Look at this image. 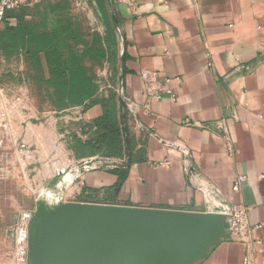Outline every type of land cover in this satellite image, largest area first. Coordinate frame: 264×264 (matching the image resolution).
Wrapping results in <instances>:
<instances>
[{
    "label": "crops",
    "instance_id": "crops-1",
    "mask_svg": "<svg viewBox=\"0 0 264 264\" xmlns=\"http://www.w3.org/2000/svg\"><path fill=\"white\" fill-rule=\"evenodd\" d=\"M107 1L98 49L116 62L88 73L98 92L126 102L131 156L120 159L123 180L82 171L84 189L104 195L102 204L227 219L245 209L246 234L225 225L196 264H264V0ZM65 7L37 0L9 24L26 14L42 35L40 18ZM87 113L94 120L103 110Z\"/></svg>",
    "mask_w": 264,
    "mask_h": 264
},
{
    "label": "rangeland",
    "instance_id": "rangeland-1",
    "mask_svg": "<svg viewBox=\"0 0 264 264\" xmlns=\"http://www.w3.org/2000/svg\"><path fill=\"white\" fill-rule=\"evenodd\" d=\"M45 1L66 6L38 22L45 34H60L56 58L27 57L10 51L8 44L0 45V264H20L16 232L21 227L28 232L23 264H33L31 224L38 220L40 202L48 210L66 202H85L88 197L107 203L98 191L84 189L82 171L117 170L124 165L120 159L101 155L82 157L85 150L76 146L73 136L84 142L95 139L89 127L93 119L86 118L91 107L70 104L54 73L57 67L71 70L77 64L87 73L94 72L116 62L98 49H103L100 30L106 25L108 1ZM116 93L121 103V94ZM72 170L79 171L78 177L66 179ZM91 178L92 174L86 181ZM228 222L226 218L225 225Z\"/></svg>",
    "mask_w": 264,
    "mask_h": 264
},
{
    "label": "water",
    "instance_id": "water-1",
    "mask_svg": "<svg viewBox=\"0 0 264 264\" xmlns=\"http://www.w3.org/2000/svg\"><path fill=\"white\" fill-rule=\"evenodd\" d=\"M121 104L127 107L123 98ZM225 219L219 212L95 202L48 210L40 202L30 257L33 264H196L226 236Z\"/></svg>",
    "mask_w": 264,
    "mask_h": 264
},
{
    "label": "trees",
    "instance_id": "trees-1",
    "mask_svg": "<svg viewBox=\"0 0 264 264\" xmlns=\"http://www.w3.org/2000/svg\"><path fill=\"white\" fill-rule=\"evenodd\" d=\"M21 9V10H20ZM8 12L0 25V45L8 44L12 52L25 53L27 57H40L42 60L49 61L58 56L57 49L60 34H39L32 26L31 20H26L23 14L22 21L16 25L9 24L10 18L18 17L17 13L27 8ZM62 41V40H60ZM109 54H103L107 57ZM74 63H78L77 58H73ZM67 65V64H66ZM55 70L57 80L60 82L61 89L67 92L66 98L74 106L94 107L100 105L103 113L89 125L94 131V140L84 142L78 136H73L78 148L85 150L82 157H92L101 155L104 158L124 159L130 161L131 145L130 140L124 129L123 122L127 114L120 107L118 94L110 92L108 97H100L95 85V80L80 65L76 69H69L65 66L57 67ZM58 81H56L58 83ZM77 147H75L77 149ZM120 174V179L125 178L126 171L121 169L113 170ZM92 197V196H91ZM89 199V197L87 198ZM91 201L93 198L90 199Z\"/></svg>",
    "mask_w": 264,
    "mask_h": 264
},
{
    "label": "built area",
    "instance_id": "built-area-1",
    "mask_svg": "<svg viewBox=\"0 0 264 264\" xmlns=\"http://www.w3.org/2000/svg\"><path fill=\"white\" fill-rule=\"evenodd\" d=\"M32 0H0V25L6 14L27 6ZM147 79L148 72L142 74ZM246 210L237 209L230 214L229 226L234 233L244 236L247 231ZM16 243L19 252L20 264L24 263V257L28 247V232L26 227L18 228L16 232Z\"/></svg>",
    "mask_w": 264,
    "mask_h": 264
},
{
    "label": "bare ground",
    "instance_id": "bare-ground-1",
    "mask_svg": "<svg viewBox=\"0 0 264 264\" xmlns=\"http://www.w3.org/2000/svg\"><path fill=\"white\" fill-rule=\"evenodd\" d=\"M65 173V175H66V173L67 172H64ZM77 174H78V171L77 172H75V174L72 172V171H70V172H68V174H67V176L65 177L66 179H68V180H72V179H74L76 176H77ZM65 179V180H66ZM67 203V202H66ZM43 204V203H42ZM63 204H65V203H63ZM44 205V204H43ZM61 205V204H60ZM45 206V205H44ZM57 206H59V205H57Z\"/></svg>",
    "mask_w": 264,
    "mask_h": 264
}]
</instances>
